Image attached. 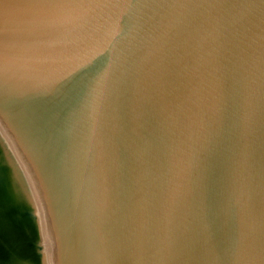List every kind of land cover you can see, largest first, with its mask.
<instances>
[{
  "label": "water",
  "instance_id": "water-1",
  "mask_svg": "<svg viewBox=\"0 0 264 264\" xmlns=\"http://www.w3.org/2000/svg\"><path fill=\"white\" fill-rule=\"evenodd\" d=\"M0 264H264V0H0Z\"/></svg>",
  "mask_w": 264,
  "mask_h": 264
}]
</instances>
